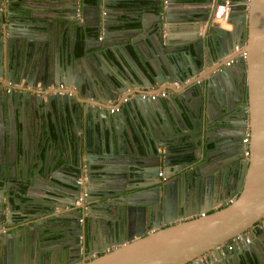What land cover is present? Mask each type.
I'll return each instance as SVG.
<instances>
[{"label":"water","instance_id":"water-1","mask_svg":"<svg viewBox=\"0 0 264 264\" xmlns=\"http://www.w3.org/2000/svg\"><path fill=\"white\" fill-rule=\"evenodd\" d=\"M141 1L94 0L95 22L91 26L94 29L93 35L101 33L104 42H111V28L113 26L124 27L125 24L118 25L116 22L119 19L116 18L117 21H115L106 15L115 14L114 8L122 4L126 8H132L135 5L148 6L156 18V25L150 31V36H147L148 44L153 51L152 56H146L142 52L140 46H143V41L135 44V47L139 48L138 52L142 55L143 64L147 70H143L134 60L122 39L116 46L115 43H112V47L118 48L109 47L104 50L106 54L102 53L104 51H102L101 45L100 47L92 46L90 47L91 53L87 52L89 49L85 48L84 55L78 60L72 55L69 48V51L66 50L65 55L63 54L62 61L56 57L33 69L30 65L33 61L27 66L25 54L28 57L27 60H32L29 55L32 57L39 53L40 46L43 45V51L48 55L49 44L45 43L42 30H47L45 36H49L53 33L55 26L65 29L71 26L75 31L76 26L80 27L82 24L76 21V16L70 18L68 13L59 21L32 19L31 14H27L25 4L17 2L18 4L15 5L16 0H9L2 4V0H0V76H3V63L7 60L8 71L11 73L21 72L19 77L25 78L23 81L25 85L22 86L24 93H21L22 90H20L10 94V101L15 107L16 104L20 105L19 103L23 100L32 106L31 109L36 111V115L39 113V117L43 111L46 113V117H40V122L37 116L38 129L42 133L39 134L37 155H42L45 150L47 156L43 163L45 167L50 166L57 169L56 163L60 162L57 171L63 173L65 180L56 178L54 175L45 179L50 178L60 182L66 189L63 191L64 196L74 197L75 194L71 202H66L61 206L63 210L59 215L54 212V209L49 210L47 212L48 220L54 222L60 219L63 221L70 219L72 222V219L81 216V211H79L81 207L75 204L76 194L79 195L81 190L83 193L88 192L89 179L94 177L92 171L96 169V171H102L104 172L102 174L107 175L105 178H107L110 202L106 205L94 202L88 211L91 213L89 217L92 218V222L96 224L95 228H92V234H98L101 243H103L100 248L93 249L87 242V253L84 250L82 255L77 254L71 264H225L226 262L227 264L231 262L242 264L244 253L248 252L252 257L256 256L254 238L258 231L257 222L264 218V0H241L244 4L232 6L230 21L235 26L234 40L232 32L208 26L211 6L203 8L201 10V14H203L201 18H198L194 14L198 10L185 6L188 2L184 0H149L147 4H141ZM82 5L84 7L86 2H83ZM109 6L110 8H108ZM73 7L76 14L77 4H73ZM102 10L105 12V16L101 15ZM135 18L138 19L139 26L145 28L144 20L138 15ZM205 22H207V27L204 29L205 34H213L221 42L226 39L230 40L232 47L239 43L242 51L246 52L245 58L239 56V52L233 62L245 73L244 84L236 82L231 85L228 82L230 77L234 78V74L230 70L231 65L226 64L229 61V58L224 57L227 54L226 51L222 53L217 51L216 58L206 63L208 70L207 67H204L203 57L199 51H197V55L191 54V47L199 45L200 25ZM183 23L191 26V33L175 35L177 31H181L180 26H184ZM133 25L130 24V26ZM31 28L42 29L30 32ZM30 33L36 36L30 35ZM74 37L75 35H73ZM93 38L95 43L100 42L95 37ZM131 41L135 42L134 39ZM119 48H122L121 52L124 56L118 51ZM14 58L16 63L18 60L20 61L17 68L21 69H17L16 65L14 68L11 67L10 61ZM127 60L133 70H130L126 64ZM102 63L107 65L108 70ZM200 71H204L205 74L201 76L202 80L198 83H195L196 80H194L180 89L165 87V89H171L172 93H176V99L182 100L185 107L192 109L189 111L200 115V120H196V122L202 130V136L198 139L200 142L202 140V145H195L192 132L187 130L190 128L187 126L186 120L180 116H174L175 127H178L179 131L186 132L188 139L193 141L192 147L189 148L191 152L185 155L193 156L192 160L178 163L180 166L184 163L194 165L192 168L196 174L186 181L189 184L186 191L183 186L181 187L178 199L181 218L172 221L167 216L166 198L167 188L171 184L164 182L159 184L158 173L164 171L166 175H170L174 169L173 161L179 157V155H171V149L167 147L165 136L171 134L172 141L178 143L182 140L180 136L175 135L173 130L169 133L164 130V135L158 137L159 142L164 143L163 145L167 149V158L162 160L155 148H150L153 152L150 160L142 159L141 162L138 158L140 156L147 157L149 151L141 154L140 145L143 142L135 140L140 131L131 124L130 118L132 117L134 122L137 120L143 122L142 124L147 123L146 117L149 116V111L153 112L155 105L161 106L159 96L151 100L141 98L139 94L148 92L147 90L153 86H162L165 83L173 84V82L181 81L187 77H197ZM10 72L8 73L10 74ZM112 75L119 81L113 82L110 79ZM19 77L16 80L14 74L13 76L10 74L7 77V82H19ZM38 84L43 89H47L39 92L30 91L31 87H36ZM60 84L73 87L58 89ZM53 85L55 88H49ZM6 86L10 87L11 84L7 83ZM133 87H138V89L132 90ZM72 88L76 90L73 93L71 92ZM27 91L28 94H26ZM135 93L137 96L128 101L137 103L139 107L137 115H127L123 106L116 112L109 111L110 105H108L109 108L106 105L109 100L120 98V96H131ZM172 93L168 94L167 99H173ZM43 94H46L45 97L41 96ZM85 98H91L93 102H89ZM174 102L176 100H173L172 105L176 106ZM213 105L218 110V115L211 116L209 114V109ZM53 109L63 117L57 130L58 137L62 140H56L55 145L52 144L53 135L48 121V118H51L48 113H51ZM138 109H140V113ZM159 112L160 121H167L166 113L161 109ZM122 118L129 120V136H127L126 142H121V137L126 133H121L118 125L114 124ZM44 120L46 123L43 122ZM193 123L194 121L191 120L192 125ZM224 123H229L230 127L226 134L222 132L215 134L218 131L217 127H225ZM166 126L170 127L165 123L163 127ZM198 126L195 128L199 129ZM81 129V134H77L76 131L80 132ZM210 131L216 139L213 141L215 150L213 149L212 155L207 158L201 155V147H203L204 139L212 137ZM53 132L56 131L53 130ZM246 132L249 133V156L246 157L243 153V159L240 160L241 156H235V152L224 151V148L233 146L234 138H242ZM114 134L117 138L118 149L114 143ZM220 137L223 138L219 140ZM2 138H4V126L0 128V159L3 160L5 155L8 157L16 155L18 149L16 144L13 146L8 143L3 146ZM156 143L158 144V142ZM222 144L227 145L219 148ZM179 146L178 144L173 148L181 149ZM180 156L185 157L184 154ZM126 158H129L127 159L129 162L123 165ZM238 162L240 164L239 172ZM132 167L135 169L133 170ZM138 167L142 169L140 170ZM137 173L145 178L144 182L134 186L127 184V179L134 178ZM39 176L40 174H38L37 180H33V176H31L29 179L31 184L41 182ZM79 179L81 182L76 183ZM180 182L182 181L180 180ZM84 185H86V189ZM70 189L76 190L77 193H71ZM5 191L0 189V248L4 252V256H6L8 246H12V240H9L8 236L9 238L15 236V241L19 240L20 242H23L25 237L24 228L21 229L20 225H15L16 217H14V215L22 216L18 207L23 208L25 204L21 205L18 201L15 202L13 196L7 195ZM216 191L220 194L219 200H221L222 206L213 209L214 203L210 195L216 194ZM46 199L52 200L53 198L44 197L39 201L40 203L38 201L36 203L41 206L50 205L45 201ZM53 200L57 201V198ZM86 200L89 203L92 199L86 198ZM125 204L130 206L134 216L128 214L126 217L121 214V209ZM68 206H70L69 209L66 208ZM201 212H205V215H199ZM88 223V221L83 222L75 230H73V223L64 226L66 233L60 231L64 250L69 247L72 238L83 235L85 240L86 234L87 236L91 235V227ZM7 229L9 233H6ZM38 229H47L48 231L40 233L38 237L31 236L32 239L44 238L48 241L56 235L51 234L56 230L54 226L37 227ZM236 237L243 245L233 244L232 250H227V244ZM246 239L249 242H246ZM261 247L264 249V242L261 243ZM221 251H226L225 256H222ZM204 255L207 256L209 262L198 261V258Z\"/></svg>","mask_w":264,"mask_h":264},{"label":"crops","instance_id":"crops-1","mask_svg":"<svg viewBox=\"0 0 264 264\" xmlns=\"http://www.w3.org/2000/svg\"><path fill=\"white\" fill-rule=\"evenodd\" d=\"M75 1H77L75 3ZM93 1V0H92ZM91 0H86V5L83 7V1L82 0H16V2L14 3L15 5L19 3H23V5H26L27 8V14H31L32 19H42V20H48V19H55L56 21L61 20L62 17H64V15L66 13H68V16L70 18H74L76 16V21L80 22L82 21V23L85 24L86 29L90 30L93 29V27L91 26V24L93 22H95V11L93 10L94 8V2H92ZM139 2V0H136ZM149 0H142L140 3L141 4H147ZM187 1V6L188 8H193V9H197L198 11L195 14L196 17L201 18L202 14H201V10L203 8L209 7L211 6V8L213 7V5L215 4L216 0H212V1H208V0H184ZM219 1V0H217ZM6 2H9V0H2V4H5ZM84 2V3H85ZM236 3H238V1H236ZM55 4V5H54ZM73 4H77V11L76 14L74 13L75 8L73 7ZM238 5V4H237ZM236 5V6H237ZM13 6V4H12ZM133 6L131 7H125L123 4L117 6V8H114L115 10V14H111L110 15H106L105 12L102 10L101 11V15L103 16H108L109 18H111L112 20L114 19H119L118 22H116V24H125L124 27L122 26H118V27H114L111 28V37H110V41H112V43L118 44L121 39L127 41L129 39V43H132V48H131V54L132 57L134 58L135 61L138 62L139 66L143 69V70H147L145 64L144 63V59L142 57L141 54H139L138 47H135V44L138 43L139 41H143L144 44L143 46H140V48H142V52L146 55V56H152L153 51L150 48L149 44H148V37L150 36V31L153 29V27L156 25L155 21V14L152 13V11L148 8V6ZM239 6V5H238ZM241 6V5H240ZM74 8V9H73ZM110 8V6L108 7ZM110 10V9H109ZM211 13V12H210ZM139 16V18H142L145 22V28L139 26V21L137 18H135V16ZM235 16V15H234ZM233 16V17H234ZM230 17H232L230 15ZM236 18V17H235ZM234 18V19H235ZM110 19V20H111ZM117 21V20H115ZM230 21V19H229ZM112 24H114L113 22H111ZM191 23V22H190ZM130 24H134L133 26H130ZM184 24V23H183ZM207 25V22L205 23H201V29L199 32V37L198 40H200L198 47H191V54L197 55V51L200 52L201 57H203V64H205L204 67L206 66V63H209L211 59L216 58L217 56V51H219L220 53H222L223 51H226L227 54L224 56L226 58H229V61L231 58L234 59V57H237V54L239 52H235L234 51V47L237 44H234V46H231V41L230 40H223L222 42L219 41L217 38H215V36L213 34L208 35L205 34L204 29ZM143 26V25H142ZM210 28H215L217 27L215 25V23H212L211 17H210V22L208 25ZM141 27V28H140ZM208 27V29H209ZM81 28H85L84 26L81 27H77L75 31L72 30L71 26H68L66 29L62 28V27H57L55 26V29L53 30V33L50 34L49 36H45V33H47V30L43 31V37H45V43L49 44V50H48V55L47 52L43 51V45L40 46L41 47V51L39 53L34 54L32 57L31 55H29V58H32V60L28 59L27 60V55L25 54V59L27 61V66L29 63L33 69H35V67L39 64H45L47 61L53 60L54 58H59V60H63V54L65 55V51L67 50V52L69 51V48L72 51V55L79 60V58L84 55V53L80 52V49H74L75 47L73 46V42H74V38L73 35L76 34L77 30ZM235 26L233 25L232 21L229 22V27L227 29H225L224 31L228 30V32H232V39H235V30H234ZM42 28L40 29H35V28H31V31L34 30H40L41 31ZM191 26L184 24V26H180V30L181 31H177V33H175V35H185L187 33H191L190 31ZM227 32V31H226ZM193 33V31H192ZM28 34V33H27ZM30 35L32 36H36L33 33H30ZM148 36V37H147ZM72 38H73V42H72ZM147 38V39H146ZM131 39H134L135 42H132ZM236 39H238V37L236 36ZM44 44V42H43ZM217 45V47H216ZM240 45V44H239ZM91 52V51H90ZM141 52V53H142ZM189 52V51H188ZM142 53V54H143ZM190 54V55H191ZM67 55V54H66ZM200 56V55H199ZM21 60V59H20ZM194 60V59H193ZM25 61V60H23ZM19 60L17 61V63L15 62V58L12 60L11 59V67L16 65L19 66ZM228 62V61H227ZM127 64L128 67L130 68V70H133V67L130 65L129 61L127 60ZM233 68V67H232ZM9 67L8 64L4 63L3 64V76L0 77V81L6 82L7 81V77H9V75L11 74L13 76L14 74V78H16V80L18 79L19 76H21V72H10L8 71ZM17 69H21V68H17ZM23 69V68H22ZM207 70L209 69L208 67L206 68ZM27 70V69H26ZM32 70V69H29ZM10 72V74L8 73ZM23 72V71H22ZM205 74V72H199L197 77H187L184 79H181V81H177V82H173V84H168L165 83L162 86H153L150 87L146 92V93H159L161 91H164L166 94L161 98V106H156L154 107V111H149V116L147 115V123L145 122L144 124H142L143 122L141 121H133L132 117L130 118L131 124H133L135 126V128L137 130L140 131L138 137H135V140H139L140 143L143 142V144L140 145V149H141V154L143 152H148V156L144 157V156H140L138 158L139 161L142 162V159H146L147 161L150 160L151 156L153 155L152 149L150 148H155L157 154H160V157L162 160H165L166 157V147H164V143L159 142V135H164V130H166L168 133L169 131L172 132V130L174 131L175 135L180 136V139L182 141L175 142L172 141V137L171 134L168 136H165V142L167 144V147H169L171 149V155L172 156H178L181 154H184V156L187 153H190L191 150H189V148L192 147L193 141L195 145H202V140L201 142L198 141L199 137L202 136V130L200 129V127L198 126V123L196 122V120H200V115L195 113L193 114V112L189 111L192 110L190 107L187 108L185 107V103L182 102V100H177L176 99V93H172L171 89H165V87H170L172 89L175 88H183L184 85L186 86L187 84H189L190 82L196 80L195 83H198L199 81H201V76ZM233 74H234V78L230 77L228 82L232 85H234L237 81H233L234 79L236 80V75H237V71L233 70ZM25 78H22L21 84H16V86H20L22 88V81H24ZM112 81L113 82H117L119 81L117 78H115V76L112 75ZM13 86H15V84H12ZM25 84H23L24 86ZM225 85V84H224ZM226 86V85H225ZM55 88V86H50L49 88ZM73 87V86H71ZM105 87H107V85L105 84ZM47 88H42L39 86L36 87H31V91H44ZM67 89H70V87L68 86ZM132 90H136L138 89V87H133L131 88ZM72 93L73 91H76L74 88L71 89ZM131 90V91H132ZM91 91V90H90ZM89 91V93H90ZM7 92V91H6ZM21 93H24V90L20 91ZM88 92V91H87ZM78 93V90H77ZM173 94L175 96H173V99H167L168 94ZM26 94H28V92H26ZM46 94H43L41 96L45 97ZM137 96V94H135L133 97L128 98L132 99L135 98ZM124 97V96H123ZM120 96V98H115V99H111L108 101V103L106 104L107 107L109 108L108 105L110 106H114V105H119L120 108L124 105V103H121V99L123 98ZM83 98V97H82ZM85 100L89 101L92 100L91 98H85ZM173 100L176 102H174V104H176V106L172 105L173 104ZM212 101V100H211ZM19 103V100H18ZM115 103V104H114ZM4 104V103H1ZM11 106V112L9 113L6 112L3 114L4 119H3V126H4V138H2V145L5 146L6 144H16L17 147V151H16V155H13L11 157H8L7 155H5L3 158L4 161H10L11 164L8 165V163L6 162V164L8 165L7 170L9 172L10 175H14V178L12 179L14 182H18L20 179L21 184L22 182L27 183L29 180V176L31 173V170L28 168L30 165V163L32 164V159H33V163H34V159L37 161H39L40 163L43 164L44 159L47 157L45 154V150L43 152L42 155H37L38 153V146H39V134H42L41 131L38 129V123L40 122V117L41 116H45L46 113L40 114L41 116L39 117V113L36 115V111L34 112L31 108L32 106L28 105V103L22 102L19 103L20 105L14 107L11 103H8ZM172 105V107H171ZM94 106V105H92ZM91 106V107H92ZM134 106H136V109H134ZM190 106V105H189ZM137 108L138 105L137 103H132L129 101L126 102L124 109H125V113H127V115L131 114V115H137ZM110 109V108H109ZM159 109H161L162 112L166 113V117H167V121L163 122L160 121V112ZM194 111V110H193ZM138 112L140 113V109H138ZM112 113V112H111ZM218 110L213 106L210 107L209 109V114L211 116H215L218 115ZM48 115H50L51 118H48L49 121V126L50 129L52 130V135H53V143L55 145V141L56 140H62V138L58 137V128L60 127V123L63 117H61L59 115V113L57 111H55L54 109L52 110L51 113H48ZM78 115V114H77ZM39 118V122H38V118ZM174 116L178 117L180 116V118H184L187 122V126L190 129L189 132H192V136H193V141H190L188 139V134H186V132L183 131H179L178 127H175L174 124ZM46 117V116H45ZM150 118V120H149ZM191 120L194 121L193 125L191 124ZM44 123H46V121H43ZM129 120H127L126 118H122V120L118 121V123H114L115 126L118 125V128L120 130V132L122 133H126V135H124L123 137H121V142H126L127 140V136H129V124H128ZM166 123V125L168 124L170 127H163L164 124ZM113 125V123H111ZM82 125V124H81ZM225 127H217L218 131L215 133H219L222 132L223 134L224 131H227L228 129H230L229 127V123L223 124ZM45 128L47 129V126L44 124ZM199 127V129L195 128V127ZM65 128L66 125H65ZM82 128V127H81ZM164 128V129H163ZM53 130H55L56 132H53ZM81 131H76L77 134H81ZM209 132V131H208ZM178 133V134H177ZM212 137L210 139H204L203 142V147H201V155L207 158H210V156L212 155L213 149L214 148V144L213 141H215L216 139L214 138V134L210 131ZM186 134V135H185ZM80 136V135H79ZM221 136V135H219ZM223 138V137H222ZM220 137L219 140L222 139ZM132 139V138H131ZM161 139V138H160ZM184 140V141H183ZM218 140V141H219ZM119 141V139H118ZM132 141H134L132 139ZM158 142V144L156 143ZM114 143L116 145V149L117 148V138L114 134ZM1 144V141H0ZM30 144V145H29ZM180 145L179 147L181 149H174L173 147L176 145ZM31 145H36V148L32 149ZM185 147V148H184ZM222 145L219 146V148H221ZM174 149V150H173ZM24 150V151H23ZM218 152V151H217ZM216 153V152H215ZM37 156V157H36ZM34 157V158H33ZM186 158L184 159L185 161L188 160H192L191 155L185 156ZM2 158V157H1ZM32 158V159H30ZM54 158V157H53ZM52 158V160H53ZM175 158V157H174ZM129 158H126V161H124L123 165H126V162L128 163L129 161L127 160ZM152 160V159H151ZM145 161V162H147ZM3 162L2 159H0V165ZM30 162V163H29ZM37 162V166H40V163ZM143 162V163H145ZM60 162L56 163V166L59 167ZM6 165V166H7ZM36 165V164H33ZM194 165H187L186 163L182 164V166L179 165V163H174V169L172 171V173H170V175L167 176V179L165 181L162 180V178H160V176L158 175V177L160 178L159 184H161V182L164 183H170V187L167 188V205H168V213L167 216L170 217V219L173 220H179V218H181L179 216L180 214V210H178L179 204H178V199H179V195H180V189L183 186L184 191H186L187 188H189V184L188 182H186L190 177L194 176L196 173L193 170ZM133 168V167H132ZM135 169V167L133 168V170ZM138 169H142L139 168ZM139 170V171H140ZM33 173V172H32ZM140 173V172H138ZM136 174V176L134 178H128L126 181L127 184H129L130 186H134V185H141V183L144 182L145 178L141 175V174ZM29 175V176H28ZM38 179V174L33 175V180H37ZM154 180V179H153ZM151 180V181H153ZM180 180L182 182H180ZM37 183V182H34ZM11 188V186L8 187V189ZM142 189V188H140ZM177 190V193H176ZM10 190L7 191V193ZM19 189L15 188L14 192H18ZM42 192L39 190H35L32 189L30 195H28L27 198H30L31 196L34 197H39V195ZM210 198L212 200V202L214 203L213 209H218L222 206V202H220L221 200H219L220 198V194L219 192L216 191V194H211ZM233 199V198H232ZM5 200V199H4ZM231 201V200H228ZM17 202V201H15ZM130 206L128 205H124V208L121 209V214H123V216H126L129 214H131V216H134L135 214L132 213V210L129 208ZM67 209L70 208L66 207ZM132 208V207H131ZM37 220H33L32 222L38 221ZM43 225H45L46 227H50V226H54L56 227V230L53 232H51V234H56L55 236H52V238H50L48 241L45 240L44 238H39L38 240H36L35 238L32 239L30 236H28V238H26V236L24 237V242H26V244L28 245V248L26 249V251H30L29 249H34L36 251H38L40 256L44 255V253L47 254L49 253V251H51L50 248H46V244H44V246H42V243L44 242H48V245H50L52 242L58 244L60 243L61 246V242H62V237H60V231L63 232L66 228L64 226H66L67 224L71 223L70 219H65L66 221H63L62 219H60L59 221H54V222H49L48 217H43ZM68 222V223H66ZM32 225V224H29ZM88 225L91 227V235L86 234V238L84 240L83 235H81L82 237V244H80L79 248L77 249L78 253H75L74 255L77 257V254L82 255L84 250L87 253V242L90 244V248L93 249H97L101 247V240L98 236V234L94 235V233L92 234V228H95L96 224L93 222H89ZM69 228V227H68ZM257 236L254 238V244L256 246V256L251 255V253L247 254L249 255V257H251L253 259V264H264V249H261V243L264 242V226L263 227H258L257 226ZM46 232L48 231L47 229H39V233L37 234V237L40 235V233L42 232ZM111 238V236H110ZM48 239V238H46ZM19 241V240H18ZM16 240V242H18ZM108 241V240H107ZM19 243V242H18ZM22 243V242H21ZM25 244V243H24ZM25 244V245H26ZM240 246H242L243 244H241V242L239 243ZM59 246V247H60ZM63 248V246L61 247ZM68 248V249H67ZM64 251H66V256H68L69 252H73L74 250H71L70 247H67ZM111 248V247H110ZM108 248V249H110ZM58 250V249H57ZM225 252L226 251H222L221 254L222 256H225ZM59 253L61 254V258L63 257L61 251L59 250ZM251 255V256H250ZM89 256V255H88ZM20 257V254L17 256V262H18V258ZM76 257L74 258V260L76 259ZM14 259V258H13ZM207 262H209L207 260ZM206 262V263H207ZM36 263V261H35ZM19 264V263H18ZM227 264V262L225 263ZM229 264V263H228ZM230 264H234L233 262H231Z\"/></svg>","mask_w":264,"mask_h":264},{"label":"flooded vegetation","instance_id":"flooded-vegetation-1","mask_svg":"<svg viewBox=\"0 0 264 264\" xmlns=\"http://www.w3.org/2000/svg\"><path fill=\"white\" fill-rule=\"evenodd\" d=\"M83 2H85L86 0H82ZM77 11V10H76ZM79 23H81V26H84L85 28H79L75 34L74 37V49H80L82 53H84V49L87 48L89 49L87 52H90V47L92 46H96V47H100V45L103 47L102 51L107 50L109 47H112V41L111 42H104L103 41V35L100 33L99 35H93V31L94 29H86V26L84 25V23H82V21H80ZM100 42H94V38ZM123 40V39H122ZM125 41V40H123ZM72 42H73V38H72ZM94 42V45H92V43ZM132 43H129V41H125V46L126 49H128V51H130V49L132 48ZM117 44H115L116 46ZM122 47L124 48V46L122 45ZM112 48H118V47H112ZM118 51L121 53L122 56H124V54L121 52L122 48H119ZM97 52V51H96ZM101 52V50H100ZM91 53V52H90ZM104 54H106V51L102 52ZM132 53V52H131ZM4 63L8 64L7 60L4 61ZM3 63V64H4ZM11 64V61H10ZM127 64V61H126ZM227 64V63H226ZM102 65L104 66V68L106 70L107 69V65H105L104 63H102ZM227 65H231L230 66V70H235L237 71V75H236V81L237 83L239 82L240 84H244L245 83V73L242 72L241 68L236 64H234L233 62H230ZM233 67V68H232ZM1 77V76H0ZM22 78L19 77L20 81ZM110 79L112 80V77H110ZM25 81V80H24ZM8 82H1V89H0V93H1V99H0V128L3 126V119L4 116L3 114L9 111V113L11 112V106L8 103L12 104V101H10L11 96L10 94L14 93V92H19L20 90H22L21 87L18 86H13L11 85L10 87H7L6 84ZM67 86V85H66ZM68 87V86H67ZM71 87V86H69ZM59 89V86H58ZM7 91V92H6ZM31 91V89H30ZM28 92V91H27ZM39 92V91H38ZM10 96V97H9ZM90 102H93L92 100H90ZM4 103V104H1ZM130 103V102H129ZM126 103H124L123 107L125 106ZM14 106V105H13ZM120 109V107H119ZM110 111V110H109ZM111 112V111H110ZM116 112V111H115ZM241 131V129H239ZM239 130H237V132H239ZM224 133L226 134V131H224ZM5 135V133H4ZM1 141V139H0ZM30 145V144H29ZM227 145V144H226ZM225 144H222V146H226ZM14 146V144H13ZM32 149L36 148V145H31ZM243 144H242V138L240 137H236L233 140V146L229 147V148H224V151L226 150V152H235L236 155L235 156H241L240 160L243 159L242 154H243ZM242 150V151H241ZM182 155V154H181ZM37 157V156H36ZM34 158V157H33ZM186 157L180 156L177 157L176 160L173 161V163H178V162H184ZM5 158H3V162L1 163V167H0V189L6 190V194L7 195H11L13 196L15 201H18L19 204H25V207L23 208H19L18 210H20L22 212V216H18V215H14V217H16V224L15 225H20L21 229L24 228L23 233L24 236H26V238H28V236H35L37 237V234L39 233V229L37 230V227H43L45 225H43V217L48 216L47 212H49V210H53L54 212H56L57 215H59V213H61V211L63 210V208L61 207L64 203L66 202H71V199H74L73 196H64L63 195V191H66L65 187L57 181H54L50 178H48V180H46V177H49L50 175H54L56 178H59L61 180H65L63 173L60 171H57V169L59 170V167L52 168L50 166H44L42 163H40V166H37V162L34 159V163H33V159H32V164L30 163V165H28L29 169L31 170L29 179L31 176L35 174H40L39 176V180L41 182L39 183H34L31 184L30 180H28L27 183L22 182L21 184V179L18 182H14L12 179L14 178V175H10L7 167L8 165L11 163L10 161H4ZM6 162L8 163V165L6 164ZM44 163V162H43ZM36 164V165H33ZM7 165V166H6ZM3 168V169H2ZM46 168V169H45ZM237 169L238 172L240 170V164L238 162L237 165ZM47 170V171H45ZM50 170L52 171L50 173ZM33 172V173H32ZM92 175L94 176L92 179L90 180V188L88 189V194L86 192H79L80 194H76L77 199L75 200V204L78 207H81V216L72 219L71 224L73 223V230H75L77 228L78 225H82L83 222H92V218L89 217V215L91 214L88 209H90V207L92 206V204L94 202L98 203V204H104L106 205L108 202H110V198L108 197V184H107V178H105L107 175L106 174H102L104 172L102 171H96L93 170L92 171ZM161 174V175H160ZM158 175L160 176V178H162L163 181H165L167 179L166 173L164 171H160L158 173ZM160 178L158 177V180H160ZM81 179L77 180L76 183H80ZM11 186V188L8 189V187ZM15 188H18L19 191L18 192H14ZM84 188L86 189V185H84ZM32 189L35 190H39L42 193L39 195V197H34L31 196L30 198H27L28 195H30ZM10 190L8 193L7 191ZM76 190L74 189H70V192L73 193ZM77 193V192H75ZM27 196V197H26ZM44 197H50V198H57V201L52 200H45L47 203H50V205L45 204L41 206V204H39L41 200L44 199ZM86 198L92 199L90 200V202L88 203ZM39 203H36V202ZM55 205H59V206H55ZM69 207V206H68ZM58 212V213H57ZM57 218V216H56ZM35 222H32L33 220H37ZM18 220V221H17ZM94 221V220H93ZM32 224V225H29ZM38 224H40V226H38ZM12 231V230H11ZM6 233H9V230H6ZM64 233H66V231H64ZM8 239L12 240V246L9 245L8 248L6 249V256H4V252L2 251V249L0 248V264H71L72 261H74V258L76 257L74 254L77 252V249L79 248L80 244H82V237L78 236V238H72L69 242V247L71 250H74L73 252H69L68 256H66V254L64 253V248L62 249V244L60 246V243L56 244L54 242H52L50 245H48V242H44L42 243V246H44V244H46V248H50L51 251H49V253L47 254L43 252V256L36 254L39 253L36 250H33L32 248L29 249L30 251H26V249L28 248V245L26 244V242H16L15 241V236H12L11 238ZM72 242V243H71ZM26 245H25V244ZM60 246V247H59ZM58 249V250H57ZM66 249V248H65ZM68 249V248H67ZM76 249V250H75ZM59 250L61 251L63 257L61 258V254L59 253ZM34 251V252H33ZM20 254V257L18 258V262H17V256ZM14 258V259H13ZM36 261V263H35Z\"/></svg>","mask_w":264,"mask_h":264},{"label":"built area","instance_id":"built-area-1","mask_svg":"<svg viewBox=\"0 0 264 264\" xmlns=\"http://www.w3.org/2000/svg\"><path fill=\"white\" fill-rule=\"evenodd\" d=\"M236 1H238V3H236ZM242 5L244 4L243 2H241V0H219L215 2V4L213 5V7L211 8V20L212 23L214 22L215 25L219 28H221L222 30H225L229 27V19H230V15H231V10H232V6L235 5ZM242 47L241 45H235L234 47V51L236 52H240L239 56L245 58L246 56V52L242 51ZM230 62H234V59L231 58L230 61L226 62L227 64H229ZM67 88V86L60 84L59 85V89H64ZM130 90V89H129ZM136 94V93H135ZM135 94H131V96H126L123 97L121 99V103H126L128 101V98L133 97ZM165 92L161 91L159 93H146L143 92L141 94H139V96L141 98H149L151 100L156 99L157 96L163 97L165 96ZM115 104V103H114ZM119 105H112L110 106V111L111 112H115L119 110ZM248 143H249V133L246 132L245 135L242 137V144L244 146L243 149V153L244 155L247 157L249 156V148H248ZM161 175V174H160ZM201 216L205 215V212H201L200 213ZM257 226L258 227H263L264 226V218H262L259 222H257ZM246 242H249L248 239H246ZM240 243V239L238 237L234 238L231 240V243L227 244V250H232L233 248V244H239ZM222 252V251H221ZM208 260L207 256H200L198 258V261L202 262V263H206Z\"/></svg>","mask_w":264,"mask_h":264},{"label":"trees","instance_id":"trees-1","mask_svg":"<svg viewBox=\"0 0 264 264\" xmlns=\"http://www.w3.org/2000/svg\"><path fill=\"white\" fill-rule=\"evenodd\" d=\"M92 1V0H91ZM94 2V0L92 1ZM131 52V49H130ZM251 256V255H250ZM242 264H253V259L251 257H249V255L247 253H244L242 255V260H241Z\"/></svg>","mask_w":264,"mask_h":264},{"label":"clouds","instance_id":"clouds-1","mask_svg":"<svg viewBox=\"0 0 264 264\" xmlns=\"http://www.w3.org/2000/svg\"><path fill=\"white\" fill-rule=\"evenodd\" d=\"M8 83L11 84V85H12V84H15V85H16V84H21V81H19V82H15V83H12V82H8ZM22 83L24 84L23 81H22ZM23 84H22V86H23ZM18 87H20V86H18ZM199 215H200V214H199Z\"/></svg>","mask_w":264,"mask_h":264}]
</instances>
